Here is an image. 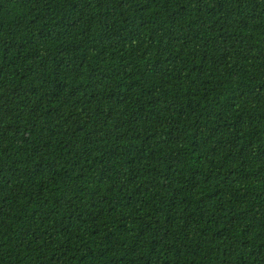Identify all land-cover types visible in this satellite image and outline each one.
<instances>
[{"label":"trees","instance_id":"1","mask_svg":"<svg viewBox=\"0 0 264 264\" xmlns=\"http://www.w3.org/2000/svg\"><path fill=\"white\" fill-rule=\"evenodd\" d=\"M0 264H264V0H0Z\"/></svg>","mask_w":264,"mask_h":264}]
</instances>
